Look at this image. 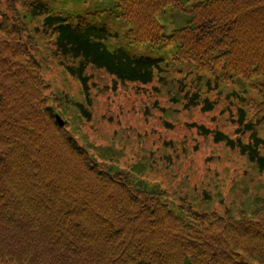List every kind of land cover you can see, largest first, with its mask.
Here are the masks:
<instances>
[{
	"label": "trees",
	"instance_id": "trees-1",
	"mask_svg": "<svg viewBox=\"0 0 264 264\" xmlns=\"http://www.w3.org/2000/svg\"><path fill=\"white\" fill-rule=\"evenodd\" d=\"M47 1L24 2L23 14L0 10V264H264V192L217 214L176 206L161 182L132 168L100 166L46 106L40 63L20 36L25 19H38L36 31L51 34L57 53L72 59L67 71L85 91L90 66L123 84H150L168 62L133 51L131 39L169 43L174 33L163 35L159 20L169 12L180 30L177 62L220 68L216 77L248 83L260 100L234 91V136L192 126L264 173V120L245 108L264 111V0H72L66 11ZM189 99L214 109L198 93Z\"/></svg>",
	"mask_w": 264,
	"mask_h": 264
},
{
	"label": "rangeland",
	"instance_id": "rangeland-1",
	"mask_svg": "<svg viewBox=\"0 0 264 264\" xmlns=\"http://www.w3.org/2000/svg\"><path fill=\"white\" fill-rule=\"evenodd\" d=\"M27 1L0 0V10L5 12L12 6L23 14ZM50 1L60 11L75 6L72 0ZM159 20L165 27L163 35L174 33L169 43L162 40V44L152 46L132 38L130 45L135 52L165 56L166 72L157 74L150 84H123L104 69L90 66L86 71L89 90L85 91L81 80L67 71L72 59L57 53L51 34L36 31L41 26L38 19H25L20 36L40 63L36 70L45 86L46 106L67 122L71 136L87 148L92 159L102 167L106 163L132 168L149 182H161L158 184L165 190L166 199L176 206L191 204L195 210L223 214L242 199L264 192V173H259L239 149L215 142L212 134L204 136L192 124L234 136L239 126L234 122L239 106V95L234 96V91L255 98L254 90L248 83L242 87L234 84V79L230 82L216 77L214 74L221 75L220 68L208 72L195 67L191 60L177 62L180 30L169 12ZM117 42L112 38L108 45L114 47ZM194 93L213 101L214 109L203 111L204 103L188 105ZM81 106L90 117L84 115ZM245 108L249 117L263 122L264 111ZM259 127L264 136V123ZM243 138L249 140L247 134Z\"/></svg>",
	"mask_w": 264,
	"mask_h": 264
},
{
	"label": "water",
	"instance_id": "water-1",
	"mask_svg": "<svg viewBox=\"0 0 264 264\" xmlns=\"http://www.w3.org/2000/svg\"><path fill=\"white\" fill-rule=\"evenodd\" d=\"M58 120H59V123H60L61 125H63V121H62L61 119H59V117H58ZM60 120H61L62 122H61Z\"/></svg>",
	"mask_w": 264,
	"mask_h": 264
}]
</instances>
